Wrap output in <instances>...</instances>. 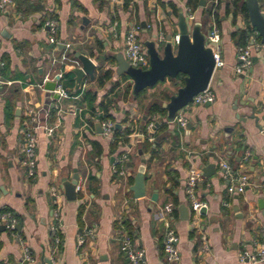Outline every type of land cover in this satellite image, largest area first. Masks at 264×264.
<instances>
[{"label":"crops","instance_id":"0c3cea01","mask_svg":"<svg viewBox=\"0 0 264 264\" xmlns=\"http://www.w3.org/2000/svg\"><path fill=\"white\" fill-rule=\"evenodd\" d=\"M12 1V6L0 11V74L10 83L0 85V210L12 213L20 230L0 231V263L42 264V259H48L52 264H129L120 251L126 235L143 251L146 264H164L159 211L172 204L177 264H241L240 253L264 241L260 208L264 195L258 188L264 184V48L249 25L243 0H204L203 7L198 4L193 10L192 24L200 23L204 33L219 32L224 66L213 73L209 84L214 102L182 111L190 129L166 122V115H155L146 125V108L158 100L166 103L169 99L159 95L172 96L177 89L174 83L166 80L146 89L134 102L125 97L132 87L130 79L116 73L117 57L124 58L127 32L138 28L143 43L159 36L174 37L178 14L187 15L186 0H134L127 9L124 0ZM259 2L264 12L263 0ZM49 20L56 25L54 44L45 25ZM243 31L251 33L245 43ZM244 47H252L251 65L236 74L237 51ZM76 51L89 57L96 69L94 81L86 77L74 92ZM64 55L71 61L63 62ZM107 71L110 77L97 83ZM67 72L73 74L72 87L63 78ZM58 74L62 78L57 84L69 98L53 99L54 94L39 87L46 76L55 83ZM78 91L92 92L98 115L97 105L111 102L110 135L97 132L98 118L80 94L72 96ZM29 109L37 112L40 124L35 130L33 178L26 175L21 153V130ZM74 109L83 111L79 115ZM117 124L120 128L115 130ZM46 126L56 127L51 136ZM126 129L131 131L126 138L115 135ZM138 151L146 161V191L141 199L128 192L141 166ZM124 154L125 176H114V159ZM221 163L228 164L235 176L247 175L251 186L240 195L229 194ZM210 164L215 171L203 176L197 186V197L206 210L195 217L185 192L187 174L192 167ZM74 170L79 176L77 198L67 201L62 183L71 180ZM53 188L58 193L56 204ZM154 193L156 202L151 201ZM181 204L188 207L187 219L179 211Z\"/></svg>","mask_w":264,"mask_h":264},{"label":"built area","instance_id":"2783aa9c","mask_svg":"<svg viewBox=\"0 0 264 264\" xmlns=\"http://www.w3.org/2000/svg\"><path fill=\"white\" fill-rule=\"evenodd\" d=\"M134 0H132L133 3ZM216 4V2H214ZM264 4V0H263ZM13 5L12 0H0V11L6 9ZM215 6V5H214ZM213 6V9H214ZM213 9L209 12H213ZM186 21L190 24L194 21V14L190 8H187ZM46 27L49 33V42L54 44L55 39V30L56 25L53 20L46 22ZM220 36L219 32L216 29H211L209 34L206 35L205 43L206 46L212 49L213 59H214V72L224 66L222 60L220 48H219ZM165 40L163 36L157 38L156 43L164 44ZM178 42V36L175 35L172 37V44L175 45ZM124 59L128 65L135 69L147 70L149 68L148 57L146 54L145 47L143 42L139 38V29L132 28L125 35L124 39ZM66 50L70 48V45L64 46ZM260 47V46H259ZM258 46L255 48L258 49ZM264 48V45L261 46ZM252 47L239 48L237 51V66L235 67L236 74H243L251 65V53ZM63 62H70L71 60L64 55L62 58ZM76 62L77 61H72ZM62 74H58L54 77L55 90L49 92L50 94L58 95V99L69 98L68 94L61 88L57 83L60 82ZM52 80L46 76L41 85L39 86L43 89L44 85ZM10 83L4 81L0 74V85H9ZM215 100L214 94L211 92L209 87L203 92L197 94L193 97V100L188 104L184 109H191L206 104H211ZM177 112L174 123H176L179 128L184 129L187 125V119L183 115V110ZM82 109H78L74 112L77 114L82 113ZM73 112V113H74ZM25 122L21 130L22 143H21V153L23 156L22 165L26 170V175L28 178H33L36 173V149L37 141L35 136V130L40 127L38 114L35 110L29 109L26 113ZM82 120L84 127H87V123ZM100 127L105 135H110L113 131L114 124L111 120H104L100 122ZM55 126L44 127V130L48 136H51L55 130ZM151 133L154 131V125L151 123L148 127ZM151 139V138H150ZM127 161V155H121L114 159L112 165V174L117 177H124L126 173L125 163ZM221 168L223 169L224 177L229 179V185L227 191L229 194L240 195L251 186L250 179L247 175H233L232 169L226 163H221ZM203 181V171L200 168L192 167L189 169L186 180V197L189 203V211L195 217L201 215L202 210H206V205L200 201L197 197V186ZM260 192L264 195V184L258 186ZM76 191L78 188L76 187ZM53 203L56 204L58 193L56 189L51 191ZM173 206L172 204H167L163 206L159 211V218L164 226V235H163V255H164V264H177L179 260V255L176 249L178 242L177 235L170 221V215L172 214ZM54 218L57 219L58 215L56 212H53ZM0 226H4L5 230L14 234L17 229V220L10 212H5L0 214ZM52 230H55L54 227ZM78 243L81 245L83 243V237H78ZM120 251L124 254L128 260L129 264H146L143 258V251L133 245L132 240L129 236L124 235L121 240ZM239 261L241 264H256L258 262H264V241L263 242H254L252 245V251L244 250L239 255ZM2 264V263H0Z\"/></svg>","mask_w":264,"mask_h":264},{"label":"water","instance_id":"95a60500","mask_svg":"<svg viewBox=\"0 0 264 264\" xmlns=\"http://www.w3.org/2000/svg\"><path fill=\"white\" fill-rule=\"evenodd\" d=\"M245 4L248 22L250 27L257 33L260 43L264 45V12L261 11L259 0H243ZM200 6H204V0H200ZM177 36L178 42L173 45L172 37L167 35L165 42L160 50V46L156 43L155 37L153 40L144 41L143 45L148 57L149 68L147 70L135 69L128 65L126 60L119 56L117 57V75H125L132 83V95L137 97L143 90L152 88L158 83L166 80H175L179 75H182L183 85L176 89L175 93L169 97L166 103L162 104V108L166 111L165 121L174 123L177 112L184 109L193 100V97L203 92L209 87L211 78L214 73V59L212 49L206 46L205 39L209 32L204 33L200 23L190 24L186 21L183 13L178 14L177 20ZM74 58L79 67L72 69L75 74L76 92L86 77L90 81L95 78V63L87 56L80 52H74ZM55 83L48 82L44 85V90L49 93L55 90ZM50 94V93H49ZM53 99H58V95L54 94ZM208 105V104H206ZM158 124H156V127ZM120 125L115 126V130L119 129ZM187 129L191 128L187 124ZM98 133H101L100 124H96ZM141 157V166L135 174L133 184L129 187L128 192L133 194L135 199L145 197V159L142 157V152L138 151ZM203 176L208 178L215 171V165L210 164L202 168ZM79 176L77 171H73V176L70 181L62 183L64 197L67 201H75L77 198V182ZM157 194L154 193L151 197L152 202H156ZM264 216V203L260 207ZM179 211L184 214L187 219L188 207L185 204L179 206ZM204 210L200 213L202 214ZM4 226H0V231H4ZM20 227L17 226V231ZM42 264H52L48 259H42Z\"/></svg>","mask_w":264,"mask_h":264},{"label":"trees","instance_id":"16d2710c","mask_svg":"<svg viewBox=\"0 0 264 264\" xmlns=\"http://www.w3.org/2000/svg\"><path fill=\"white\" fill-rule=\"evenodd\" d=\"M235 3L236 2H240V0H234ZM132 4V0H124V9H127L129 7V5ZM198 4H199V0H186V5L193 11L195 10L197 7H198ZM244 11L245 8H244ZM249 35H251V33L247 32V31H243L241 33V38L243 39V42L245 43V41L247 40V38L249 37ZM110 77V72L107 71L105 73L102 74L101 77L97 78V83L99 84H103V82L108 79ZM125 79H127L128 77H126L125 75L123 76ZM63 78L64 80L68 81V85L70 87L73 86V74L70 73V72H67L66 74L63 75ZM183 76L182 75H179L175 80H170L172 83L175 84V87L179 88L180 86L183 85V80H182ZM169 80V79H168ZM145 90H143L137 97H133L132 95V87H128L125 91V97H126V100H130V101H134V102H138L140 101L141 99V96L143 94ZM81 95L82 96V99H83V102L82 103H86L87 104V107H88V110L89 112L91 113L92 116H95L98 118V120L100 122L104 121V120H113L112 116L109 114V110L111 109L112 105H111V102L106 100V101H102L101 103H99L97 105V111L100 112V115L96 114V111H95V106H94V100H95V97L93 96L92 92L90 91H84V92H80L78 91L77 93L75 94H72V96H77V95ZM159 97L162 99V100H168L169 99V96L167 94H164V93H160ZM161 102L158 100V101H155V102H152L147 108H146V116H147V122H146V125L149 124L151 121V117L155 116V115H158L160 117H163L166 115V111L162 108L161 106ZM52 112V111H51ZM130 130L129 129H126L124 130V132H115V135H120V136H123L124 138H126V136H128L130 134ZM142 132L144 134H146V130L145 128L142 129ZM147 139L148 138H151L148 137V135H146ZM146 147H150V145L146 142L145 143ZM115 176V175H114ZM178 205V202L177 201H174V206ZM5 212H8L7 210L5 209H1L0 210V214L2 213H5ZM14 216V215H13ZM15 217V216H14ZM16 218V217H15ZM17 219V218H16ZM130 237V236H129ZM131 239V237H130ZM132 240V239H131Z\"/></svg>","mask_w":264,"mask_h":264},{"label":"rangeland","instance_id":"374dc122","mask_svg":"<svg viewBox=\"0 0 264 264\" xmlns=\"http://www.w3.org/2000/svg\"><path fill=\"white\" fill-rule=\"evenodd\" d=\"M162 83H163V82L158 83L157 86L161 85ZM154 87H156V85H155ZM148 89H151V88H148ZM144 93H145V91L143 92V94H144Z\"/></svg>","mask_w":264,"mask_h":264}]
</instances>
